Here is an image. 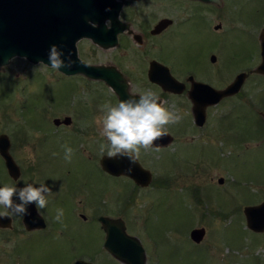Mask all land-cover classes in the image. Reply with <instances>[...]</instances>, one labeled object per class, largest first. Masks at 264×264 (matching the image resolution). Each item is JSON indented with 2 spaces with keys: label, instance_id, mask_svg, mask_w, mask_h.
<instances>
[{
  "label": "rangeland",
  "instance_id": "1",
  "mask_svg": "<svg viewBox=\"0 0 264 264\" xmlns=\"http://www.w3.org/2000/svg\"><path fill=\"white\" fill-rule=\"evenodd\" d=\"M177 4L181 5L177 7ZM236 4L229 6L223 19L212 10L208 13L209 22L204 18L205 6L194 1L134 0L132 7L139 11L132 16V27L138 32L141 19L154 23L161 16L177 18L174 30L151 39L154 51L147 54V59L159 56L158 46L164 49L162 58L179 62L184 61L186 54L189 57L181 49L216 45L220 35L214 25L222 23L219 31L223 29L225 87L242 70L240 67L246 70L260 62V58L250 61L255 58L258 34L264 27V0H239ZM188 7L201 13V18H183L181 15L190 13ZM147 44L150 45L148 41ZM132 45L140 48L134 41ZM78 46L83 60L109 65L113 50L101 48L90 38L80 39ZM135 49L129 52V59L142 65L145 55ZM216 82L217 79L212 80ZM143 84L141 78H136L132 91L151 90L156 94L162 91ZM163 93L164 106L176 111L181 120L166 126V132L174 136L169 146L160 148L159 152L141 149L138 159L153 173L154 181L147 187H139L131 199L133 182L95 169L97 213L125 220L128 233L139 237L146 249V264H264V232L250 230L244 215L246 205L264 201V75H250L236 97L208 107L202 127L194 123L192 104L186 93L179 96ZM113 95L103 80L83 74L65 75L22 56L0 66V121L5 131H13L12 126L19 121L43 123L73 112V108L90 109L92 142L99 158L107 152L106 149L101 154L100 145L108 143L101 135L104 117L101 106L118 105ZM22 157L27 160L26 153ZM72 161L78 165L83 162L80 157ZM82 167L86 168L84 164ZM88 168H91L89 164ZM220 177L225 179L223 184L218 182ZM78 201L77 218L69 209L66 215L69 227L73 226L70 229L73 245L68 235L35 231L29 242H21L20 255L11 264H73L81 256L88 259L89 255L81 251L85 247L99 250L93 256L95 264H122L104 249L105 234L101 226L83 223L78 213H87L89 218L92 214L86 206H78ZM200 227L205 228L206 235L201 243H195L190 233ZM4 248L8 249L9 244L4 243ZM0 264H10L7 252L0 255Z\"/></svg>",
  "mask_w": 264,
  "mask_h": 264
},
{
  "label": "flooded vegetation",
  "instance_id": "2",
  "mask_svg": "<svg viewBox=\"0 0 264 264\" xmlns=\"http://www.w3.org/2000/svg\"><path fill=\"white\" fill-rule=\"evenodd\" d=\"M190 1H194L205 6L204 18H206V20H208L209 22L211 21V19L208 13H210L212 10L217 11L221 16V19H223V14L226 13L227 10H229V6H232L234 3H237L236 5L238 6L239 2V0H232L229 4L228 0H219L215 2L207 0ZM118 2L122 5L119 12V21L124 25H127L128 27L124 31L119 32L117 36V44H115L114 46L105 48L97 44L101 48L113 50L109 65H91L106 66L109 67V69L111 70L110 72L114 75H116L117 73L121 77L122 81L127 85L129 95L139 98V95L142 92H133L132 90L136 78H141L144 81L143 85H154L162 90L160 91V93L158 92L157 95L160 97V100L163 103L165 97L163 92L178 96L184 95L186 93V97H188L193 107V102L189 98V91H192L194 82L206 83L216 89H223L231 83L230 82L225 87H223V70L226 61L223 59V29L221 30L222 32L219 31V29H221L223 26L222 23L214 25V30L218 35H220L219 42H217L214 46L208 43L209 45L207 46H200L197 48L189 46L187 47L189 49H181L183 53L189 54L188 58H186L187 54L185 55L184 61L178 62L162 58L161 54L164 49H161L158 46L156 53H158L159 56L156 58L147 59V54H149V52H151L152 50L151 39L161 37L167 32L174 30L177 26L176 22L178 21V19L174 18V16H161L154 23L141 19L140 23L138 24L139 26L137 25V32V29H134L132 27V19H134L132 16H135V14H137V12L139 11L137 8L132 7L134 4V0H118ZM179 5L181 4H177V7H179ZM188 9H190V13L185 16L181 15L183 18L189 20H196L198 18H201V13H198L193 8L188 7ZM128 18L131 20H129ZM165 19L169 20L170 23L162 26L157 30V32L154 33L153 30L156 29L158 24ZM108 21H110L111 24L110 27H107H114L112 18L107 19L106 22ZM257 39V51L255 54V58L250 62H253L256 59L258 60L259 58L261 62V44L259 34ZM133 41L137 44V47L140 48L135 49L132 45ZM147 41L150 45H145V42ZM142 46H145V48H143ZM133 49L139 51L142 55H145V59L143 58L142 65L141 62L137 64L133 63V61L129 59L128 54ZM153 51L154 50H152V53ZM78 56L79 58H81V60H83V58L80 56L79 46ZM186 59H188L189 61H186ZM83 61L87 64H90L85 60ZM131 62L133 63V68L131 67ZM153 62H156L155 68L160 75L166 74V71L168 70L174 78H176L183 84L184 88L182 90V93L177 94L164 90L161 84L150 79V71L153 67ZM260 62L256 64V66L246 68V70H243V68L240 67L239 69L242 70L235 74L234 79L238 74L243 72H246L248 74L246 80L250 77V75H260L259 73L255 72V69L258 67ZM73 76H79V74ZM213 79H217V82L215 84L212 83ZM109 87L114 93L113 99L115 100V102L116 100H118L119 103L120 97L117 93V90L110 85ZM237 95L226 97L222 100L236 97ZM81 108H73V110L71 109L73 112H65L62 117H55L53 120H47L43 123L26 121L20 123L21 121H19V124L18 122H16L14 123V126H12L14 129L11 132L5 131L4 126L0 121V136L3 134H7L9 136L10 153L19 169L18 174L11 175L9 169L6 167L5 159L0 151V187H4L7 185L20 188L27 183L33 184L35 186L46 184L53 189V194L48 197L47 207L40 210L39 213L43 216L46 223L45 228L42 229L29 230L24 222L25 216H13L8 209L0 206V216L4 217L2 223L0 224V244L3 245L0 248V255L7 252L10 264L14 258L19 257L21 242H29L32 234L35 231H43L45 233L47 232L46 234L61 233L68 235L67 237L68 239H70L71 245H73L74 237L73 233L70 231L73 226L71 225L69 227V224L66 222V215L69 209L70 212H72V215L77 218L76 200H79L78 203H80V205L78 206H86L91 210V212H87H89V214H92V218H89L87 213H78L80 218L84 221L83 223L94 222L101 226L100 217L102 215H99V213H97L99 208H97L95 204L97 195L95 193V181L93 180L94 171L95 169L98 170L99 168H101L104 173L110 176L114 175H111L102 169L100 164L102 157L99 158L98 149L92 142V111L90 112V109H84L83 107ZM56 118L60 119L59 122H55ZM44 126L48 127V129H43ZM40 133L42 135H40ZM57 134H59V136ZM53 137H56L57 140L52 139ZM65 146L73 149V154L70 161L65 159ZM23 152L26 153L27 160H30L27 161L23 159ZM74 157H80L82 159L83 162H79L80 166L77 164V162H74L73 164L72 160ZM24 161H26L27 163H25ZM83 164L86 166V168L82 167ZM88 164L91 166V168H88ZM120 176L128 178L131 182H133V190L137 191L139 186L133 181V179L126 175ZM17 202L19 201L17 200ZM125 202L124 208L127 207V204H125ZM68 204L70 205L69 207ZM30 207L36 208V205H29L28 211ZM58 209H63L64 214L62 222H58L55 220ZM65 229L68 232H64ZM4 243L9 244L8 249L4 248ZM81 251L86 252L89 257L88 259H85L81 256L78 259H82L95 264L93 262V256L99 253L97 247L92 248V250H90L88 247H85ZM76 260H74L73 264H75Z\"/></svg>",
  "mask_w": 264,
  "mask_h": 264
},
{
  "label": "water",
  "instance_id": "3",
  "mask_svg": "<svg viewBox=\"0 0 264 264\" xmlns=\"http://www.w3.org/2000/svg\"><path fill=\"white\" fill-rule=\"evenodd\" d=\"M219 1V0H207ZM121 3L118 0H0V66L7 65L15 56L27 58L32 63L50 65L48 54L52 45H57L64 52V59L69 54L74 62L71 68H61L66 75L85 74L93 79L104 80L114 87L121 100L138 99L129 95L127 85L116 73H111L109 67L94 66L85 63L78 56L77 42L82 38H90L95 43L108 48L117 44L119 32L128 26L119 21ZM107 18H112L114 27L106 26ZM169 20L161 21L153 32L169 24ZM97 24V25H96ZM96 25V26H93ZM261 62L255 69L256 73L264 74V27L260 30ZM150 71V79L161 84L164 90L180 94L183 84L174 78L167 70L160 75L155 68ZM248 74L240 73L225 88L216 89L213 86L194 82L189 98L193 102L192 112L194 122L202 127L207 120V108L218 104L222 99L241 92ZM264 116V114H263ZM70 119V118H67ZM59 118L55 122H59ZM157 140L154 146L160 148L169 146L174 136L169 132ZM0 151L11 175L18 174V166L10 153V139L7 134L0 136ZM101 167L107 173L129 176L141 186L147 187L153 182V173L139 161L132 163L127 157L109 158L103 155ZM220 177L219 184L224 183ZM244 215L247 227L255 232H264V201L255 205H246ZM4 217L0 216V224ZM24 222L29 230L45 228L46 223L35 207H30ZM102 229L105 232L104 248L111 256L122 264H146V249L139 237L127 232L123 218L100 217ZM206 235L204 227L191 230L190 237L195 243H201ZM75 264H93L82 259Z\"/></svg>",
  "mask_w": 264,
  "mask_h": 264
},
{
  "label": "clouds",
  "instance_id": "4",
  "mask_svg": "<svg viewBox=\"0 0 264 264\" xmlns=\"http://www.w3.org/2000/svg\"><path fill=\"white\" fill-rule=\"evenodd\" d=\"M110 24V21L106 22V26L110 27ZM48 60L54 69L74 65L71 55L65 60L64 52L57 45L50 47ZM101 107L104 111L101 135L108 143L100 145V153L104 154L107 149L109 158L127 157L132 163L139 158L141 149L159 152L160 147L154 146L155 142L167 134L166 126L181 120V116L165 107L160 97L151 90L142 92L138 99L129 98L115 106L108 103ZM72 154L73 149L65 146V159L70 161ZM52 194L53 189L46 184L35 186L26 183L20 188L6 185L0 187V206L8 209L13 216H25L29 214V205L35 204L40 213L47 207L48 197ZM63 214V209H58L55 220L62 222Z\"/></svg>",
  "mask_w": 264,
  "mask_h": 264
},
{
  "label": "trees",
  "instance_id": "5",
  "mask_svg": "<svg viewBox=\"0 0 264 264\" xmlns=\"http://www.w3.org/2000/svg\"><path fill=\"white\" fill-rule=\"evenodd\" d=\"M135 193H136V191L133 190L132 193H131V199L134 197Z\"/></svg>",
  "mask_w": 264,
  "mask_h": 264
}]
</instances>
